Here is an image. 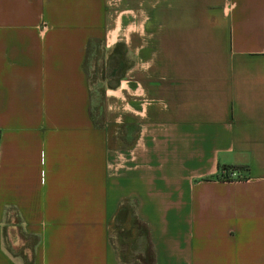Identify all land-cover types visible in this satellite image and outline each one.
Here are the masks:
<instances>
[{
    "label": "crops",
    "instance_id": "obj_1",
    "mask_svg": "<svg viewBox=\"0 0 264 264\" xmlns=\"http://www.w3.org/2000/svg\"><path fill=\"white\" fill-rule=\"evenodd\" d=\"M127 200L153 264H264V0H0V264H132Z\"/></svg>",
    "mask_w": 264,
    "mask_h": 264
},
{
    "label": "trees",
    "instance_id": "obj_2",
    "mask_svg": "<svg viewBox=\"0 0 264 264\" xmlns=\"http://www.w3.org/2000/svg\"><path fill=\"white\" fill-rule=\"evenodd\" d=\"M90 47L91 46L88 45V48L86 49V55L89 51L94 49H91ZM105 63L106 68L109 71V75L115 76L114 82H112V85H114L117 82V79L122 76L123 71L128 65L127 59L125 58V49L121 42H116L114 44L112 50L107 55ZM93 105L95 104L90 93V118L94 124L99 125L103 120L102 107L100 103H98L96 106ZM95 107L99 116V120L96 117ZM111 228L117 229L116 232L118 233L117 237L119 241L127 244L125 251H119L116 247L117 255L121 261L131 262L132 264H153V253L148 241V231L146 226L136 217L134 213L133 201H124L117 207L114 213ZM132 230L136 231V239L132 237ZM127 233L129 238L127 237ZM139 243L141 245V249L139 252L135 253L138 251L136 244ZM130 247L133 249L132 251L130 250Z\"/></svg>",
    "mask_w": 264,
    "mask_h": 264
},
{
    "label": "rangeland",
    "instance_id": "obj_3",
    "mask_svg": "<svg viewBox=\"0 0 264 264\" xmlns=\"http://www.w3.org/2000/svg\"><path fill=\"white\" fill-rule=\"evenodd\" d=\"M90 48L91 49L94 48V49L87 53L84 64L88 78V83L90 86V93L92 95V99L95 104L93 106H96L98 105V103H100L101 107H103L104 87L106 85H112V81H114L115 76L109 75V71L106 68V63H105V53L104 51H102V48L99 46V44L96 46H92ZM95 113L97 119L99 120L96 107H95ZM116 230L117 229L115 228L114 229L111 228L110 230V238L112 240L111 242L114 245L115 249L117 247L119 251H125V249L127 248V244L126 243L124 244L121 241H119L117 237L118 233L116 232ZM132 231H133L132 237L136 239L137 238L136 231L135 230ZM127 237L129 238L128 233H127ZM136 246L138 247V251H136L135 253L139 252L141 249L140 243L136 244ZM130 250L132 251L133 249H131L130 247Z\"/></svg>",
    "mask_w": 264,
    "mask_h": 264
},
{
    "label": "built area",
    "instance_id": "obj_4",
    "mask_svg": "<svg viewBox=\"0 0 264 264\" xmlns=\"http://www.w3.org/2000/svg\"><path fill=\"white\" fill-rule=\"evenodd\" d=\"M230 174H231V172H230Z\"/></svg>",
    "mask_w": 264,
    "mask_h": 264
}]
</instances>
